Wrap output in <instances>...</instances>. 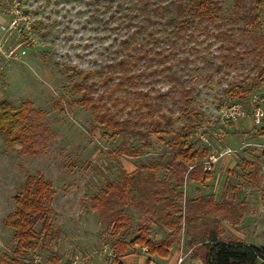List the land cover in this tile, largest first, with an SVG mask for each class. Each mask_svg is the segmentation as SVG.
Segmentation results:
<instances>
[{
	"label": "rangeland",
	"instance_id": "1",
	"mask_svg": "<svg viewBox=\"0 0 264 264\" xmlns=\"http://www.w3.org/2000/svg\"><path fill=\"white\" fill-rule=\"evenodd\" d=\"M118 1L0 0V101L15 109L24 100L34 102L35 109L46 112L39 120L50 130L47 145L41 141L40 151L31 154L20 142L10 144L0 129V255L12 254L17 244L7 219L18 207L16 197L25 194L28 175L37 181L45 177L53 190L46 202L49 228L35 226L37 248L29 254L34 264H74L77 258L79 264H120L115 240L130 241L143 226L153 240L170 243L168 257L149 255L151 264L174 263L176 251L178 264H205L199 246L213 229L225 235L224 223L234 227L244 215L264 221V121H252V109L264 108V2L257 29L245 28L237 16L251 0L238 5L223 0L217 20L179 30L169 25L173 13L154 9L158 3L172 7V0H121L122 14L114 13ZM130 54L142 56L133 62L126 58ZM124 57L132 74L141 73L137 87L165 93L164 106L174 116L183 88L195 98L192 107L201 113L193 117L194 148L209 150L203 161L216 158L211 180L191 181L170 164L171 136L152 134L145 146L137 136L112 135L95 121L92 109L76 101L81 95L73 87L82 79L69 75L67 66L94 71L101 82L108 76L117 80L122 68L111 73L110 66ZM234 86L250 92L230 98L227 92ZM235 102L243 104L247 117L222 121V109ZM180 118L171 128L188 121ZM123 141L142 154L120 153ZM126 177L135 196L128 204L107 189ZM97 195L106 196L102 212L94 208ZM120 210L131 225L117 235L111 224ZM133 246L134 255L147 248ZM39 255L41 263L35 261ZM127 257L121 264H140L139 258L133 263Z\"/></svg>",
	"mask_w": 264,
	"mask_h": 264
},
{
	"label": "trees",
	"instance_id": "2",
	"mask_svg": "<svg viewBox=\"0 0 264 264\" xmlns=\"http://www.w3.org/2000/svg\"><path fill=\"white\" fill-rule=\"evenodd\" d=\"M119 1L114 6V13H121L122 8ZM156 1L158 2V0ZM239 1L237 0V5ZM222 2L223 0H172V7H160L162 3H158L154 9L163 14L173 13L175 16L170 18L169 25H172V28L178 27L181 30L183 27L187 29L191 22H195L198 27L201 26L197 25L198 23L204 22L206 25L217 20ZM263 2L264 0H251L241 13L239 12L241 8L238 9L237 16L244 20L245 28L250 26L257 29L261 26L259 9L262 8ZM144 6L148 7L149 5L146 3ZM140 56L142 55L130 54L126 58L137 62ZM126 64L124 57L117 64L111 65L109 72L112 73L116 70V67H119L122 68V74L117 80L113 76H108L102 82L95 78L94 71H79L72 66H67L66 71L69 75L76 73L82 79L77 81L73 87L81 95L76 101L80 105L92 109L95 121L105 127L107 131H111L112 135L137 136L141 140L144 139L145 146H149L148 139L152 134L171 136L170 142H172L173 153L170 164L180 167L182 174L191 181L206 182L211 180L213 174L204 170L202 160L210 155L209 150L194 148L193 131L197 123H195L193 117H199L198 114L201 113L192 107L195 98L188 94V89L183 88L179 97L181 101L179 114L174 116L172 108L164 106V100L167 99L166 94L161 92L152 94L148 90H141L136 85V82L141 79V73L132 74L131 69L125 67ZM133 86H136V88H133ZM123 90H131L133 95H115L116 93H122ZM249 92L246 87L234 86L229 89L227 95L234 99L247 95ZM33 103L30 100H24L20 103V108L15 109L9 103L0 101V129L6 131L10 144L20 142L24 146L23 152L37 154L40 151L38 143L44 140V147L47 145L46 140L48 141L50 130L45 121L39 120L46 116V112L42 109H35ZM129 108H131L130 111H128ZM132 110L133 112H131ZM180 115H183V118L185 117L188 121L178 129L171 128L174 122L181 119ZM38 130H42V133H39ZM47 131L48 134L43 135ZM31 147L34 151L30 150ZM119 152L131 157L142 154L141 151L128 148L125 141L122 142ZM128 177L122 184L116 182L107 184V189L113 190L111 192L112 196L115 195L125 204H128V200H133L135 197L130 195L131 180ZM27 179L24 184L25 194L16 197L18 207L7 219L10 228L14 230V239L17 244L12 254L0 255V264H34L29 259V254L37 248V244L33 241L37 234L35 226L41 223L42 227L48 230L49 227L47 226L50 225L46 202L52 199V185L42 176L38 178V181L33 175H28ZM34 180L37 182L32 185ZM106 193H108V190L104 194ZM109 197L112 198L111 195ZM93 199L94 208L102 212V209L105 208L106 196L97 195ZM116 215L117 218L111 225H113L114 233L118 235L130 227L131 220L124 210L117 211ZM218 235L217 231H212L209 237L199 246L205 264H264V246L247 244L232 238L220 239ZM150 236L149 229L147 230L143 226L140 227L137 237L130 241L120 237L117 238L113 244L116 254L115 261L121 264L120 260L124 255V257L128 256L125 260L131 262L129 256L134 252L130 249H133V245L136 243L146 245L149 255L159 254L168 257L170 243L165 239L155 241ZM54 260L56 261L55 258ZM150 262L151 259L149 258L148 264Z\"/></svg>",
	"mask_w": 264,
	"mask_h": 264
},
{
	"label": "crops",
	"instance_id": "3",
	"mask_svg": "<svg viewBox=\"0 0 264 264\" xmlns=\"http://www.w3.org/2000/svg\"><path fill=\"white\" fill-rule=\"evenodd\" d=\"M263 210L264 209H260V211H263ZM241 215H243V214H240V218L242 217ZM239 220L234 221L235 222L234 227L224 223L225 226H223V228L225 227L224 230H225L226 234L225 235H221V234L218 235L219 238L220 239L232 238V239H236V240L246 242L247 244L264 246V221L262 222V220L258 221L257 219H255V220L250 219V218H247L246 215H244V217H242V220L240 222H239ZM248 220H252V222L254 221V223L252 224ZM212 231H216V230L213 229ZM176 253H177V251H176ZM176 253H175L176 261L174 263L170 262V264H178V259H177ZM173 256H174V253L172 254V257ZM131 258H134L133 263H135L137 261V259L139 258L140 264H148L149 258L152 260V258L149 257V254L145 253L143 251H141L139 253L137 252L135 255L133 254V256H131ZM197 261L198 260H196L195 264L197 263ZM149 264H151V263H149Z\"/></svg>",
	"mask_w": 264,
	"mask_h": 264
},
{
	"label": "built area",
	"instance_id": "4",
	"mask_svg": "<svg viewBox=\"0 0 264 264\" xmlns=\"http://www.w3.org/2000/svg\"><path fill=\"white\" fill-rule=\"evenodd\" d=\"M252 121L255 125H261L264 121V108L261 106H255L252 109ZM247 117V110L243 106L242 103H233L232 105L226 107L224 110L222 109V121L230 122L236 120H244ZM216 162V158L214 156H210V158L206 161H203L204 170L207 172H211L213 164ZM144 252H148V247L144 249ZM35 261L37 263H41L42 257L39 255L36 257ZM80 258L74 260V264H79Z\"/></svg>",
	"mask_w": 264,
	"mask_h": 264
}]
</instances>
